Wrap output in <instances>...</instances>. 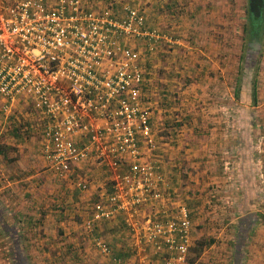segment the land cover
Here are the masks:
<instances>
[{"label":"built area","instance_id":"obj_1","mask_svg":"<svg viewBox=\"0 0 264 264\" xmlns=\"http://www.w3.org/2000/svg\"><path fill=\"white\" fill-rule=\"evenodd\" d=\"M85 6L81 0H0L3 111L27 98L48 118L44 153L57 177H70L74 165L91 159L110 171V192L105 203L93 204L87 229L121 217L139 249L149 246L159 255H141L136 264H190L188 209L181 205L174 218L145 213L162 199V180L149 157L156 137L144 96V59L134 42H143L142 53L151 55L167 38L148 29L133 7L125 6L119 17ZM75 184L88 188L81 179ZM93 245L102 254L111 251L102 238Z\"/></svg>","mask_w":264,"mask_h":264},{"label":"crops","instance_id":"obj_2","mask_svg":"<svg viewBox=\"0 0 264 264\" xmlns=\"http://www.w3.org/2000/svg\"><path fill=\"white\" fill-rule=\"evenodd\" d=\"M133 1H143L147 26L159 24L166 29V33L159 31L167 38L165 46L170 41L178 43L175 37L170 40L168 28H183L179 25L181 15L191 12L196 3V0ZM89 2L91 5L84 2L89 9L110 6L116 13L123 11L120 0L110 5L106 4L110 0ZM207 8L205 5L204 9ZM195 10L198 11L196 7ZM252 41L256 52L259 45L255 38ZM143 59L149 74L151 63L147 68V55ZM260 72L262 76L253 82L256 101L258 89L264 87V70ZM148 82L149 77L144 96L152 109L156 137V150L149 157L159 164L162 199L145 211L165 212L168 218H174L183 205L195 221L201 217L199 204H208L211 213L215 212L216 205L226 204L229 206L225 205L226 219L232 223L245 221L249 227L242 264H264V221L261 220L264 215V117L255 114L256 108L264 103L242 106L245 111L237 117L193 114L189 118L173 116L171 120L167 115L170 108L155 102L152 91L147 95ZM240 87L241 83H237L236 90ZM4 105L5 100L0 96V242L3 241V250H0L5 251L2 264H136V258L141 255L159 260L151 247L145 246L141 251L133 237L130 236L132 245L128 243L129 237L119 230L121 217L93 223L87 229L85 223L90 219L93 204L105 203L110 192V171L91 159L74 165L70 177H57L44 153L45 146L50 144L46 134L48 118L33 107L31 99L17 98L6 112ZM247 112L253 113L252 116H244ZM74 141L81 142V138L74 136ZM78 179L86 181L87 190L77 188ZM188 204L194 206L188 208ZM216 217L207 212V219ZM195 223H192V236ZM82 227L90 234L78 231ZM92 231L98 238H106L111 247L108 255L94 248L96 236ZM135 251L138 255L130 256Z\"/></svg>","mask_w":264,"mask_h":264},{"label":"rangeland","instance_id":"obj_3","mask_svg":"<svg viewBox=\"0 0 264 264\" xmlns=\"http://www.w3.org/2000/svg\"><path fill=\"white\" fill-rule=\"evenodd\" d=\"M85 1L91 5L89 0H81L84 5H86ZM114 1L110 0L106 4L110 5ZM47 2L52 5L56 0H47ZM120 2L123 8L133 7L146 17L143 1L136 3L133 0H120ZM247 2V0H196L194 6L198 11L194 7L191 12L181 15L179 25L182 24L183 28H168L170 40L175 37L178 43L170 41L166 46L164 43L150 56L147 55L146 62L150 61L152 69L148 76L150 84L148 82L147 95L150 96L149 92L152 91L155 102H162L161 104L170 108L167 112L169 119L172 120L173 116L189 118L193 114L216 116L231 114L232 117H237L245 111L242 106L255 107L264 103V87L258 89V102L253 101L251 97L253 82L262 76L260 71L264 70V29L261 41L258 43L259 49L255 52L254 41L249 40L247 34ZM205 5L207 9H204ZM106 8L114 10L110 6ZM122 13L123 11L116 14L122 15ZM151 27L166 33V29L159 24H153ZM134 43L137 49L141 50V57L144 58L143 42ZM237 83H241L238 90H236ZM228 103L231 110L227 108ZM256 109L258 110L255 114L264 117V106ZM245 114L250 117L253 113L250 115L249 112L244 113L247 117ZM221 126L223 127V124ZM262 192L264 195V189ZM190 205L193 204H188V208ZM225 205L223 203L216 205L215 212L211 213L208 204H199L200 219L195 221L194 218L191 219L192 223L196 222L193 226L195 234L192 236L196 238L193 239L190 249V264H242L249 227H246L245 221L232 223L227 220ZM213 206L215 208V205ZM208 211L211 215L216 214L217 219H207ZM261 220L264 221V215ZM122 224L119 230L126 233L129 237L128 243L131 244L132 235L126 232L127 229ZM81 229L78 231L86 232L83 227ZM86 233L90 234L89 231ZM80 241L84 242L83 239ZM85 242L88 241L85 239ZM2 247L3 241L0 242V249ZM2 250H0V264L5 259V251ZM81 251L80 254L83 255V249ZM93 254L91 252V256L94 257ZM137 255L138 252L135 251L130 256Z\"/></svg>","mask_w":264,"mask_h":264},{"label":"trees","instance_id":"obj_4","mask_svg":"<svg viewBox=\"0 0 264 264\" xmlns=\"http://www.w3.org/2000/svg\"><path fill=\"white\" fill-rule=\"evenodd\" d=\"M248 1V0H247ZM248 4V8L246 10V22L248 24L247 26V34H248V38L250 40H252V38H255L256 40V43L258 45V42L261 41V38H262V34H263V29H264V7L263 9L261 10V16L259 19H256L254 18L251 14H250V11H249V1L247 2ZM114 11V10H113ZM116 14V12H114ZM140 13V12H139ZM146 23V27L148 28L149 26H147V22L145 21ZM148 29L152 30L153 28L152 27H149ZM140 42V41H139ZM143 46V44H142ZM150 56V55H148ZM145 65L147 66V68L149 67V64L147 62H145ZM149 76L148 74V69L146 71V75H145V78L147 79V77ZM145 85H146V82H145ZM145 88V86H144ZM252 98H253V101L256 100V92H255V88L254 86L252 87ZM189 211V210H188ZM125 227L124 223L122 224ZM93 232V231H92ZM95 232H93L94 234ZM95 235V234H94ZM96 236V235H95ZM95 238H98V236H96ZM14 253L12 252L11 253V256L13 255ZM121 258H124V257H121ZM237 264V263H235Z\"/></svg>","mask_w":264,"mask_h":264},{"label":"water","instance_id":"obj_5","mask_svg":"<svg viewBox=\"0 0 264 264\" xmlns=\"http://www.w3.org/2000/svg\"><path fill=\"white\" fill-rule=\"evenodd\" d=\"M249 1V11L250 14L259 19L261 16V10L264 7V0H248Z\"/></svg>","mask_w":264,"mask_h":264}]
</instances>
